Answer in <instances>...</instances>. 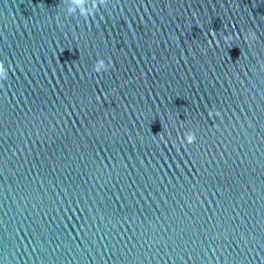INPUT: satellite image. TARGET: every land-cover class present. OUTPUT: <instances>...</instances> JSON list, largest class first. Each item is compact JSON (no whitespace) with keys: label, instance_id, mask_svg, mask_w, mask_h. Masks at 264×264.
Wrapping results in <instances>:
<instances>
[{"label":"water","instance_id":"obj_1","mask_svg":"<svg viewBox=\"0 0 264 264\" xmlns=\"http://www.w3.org/2000/svg\"><path fill=\"white\" fill-rule=\"evenodd\" d=\"M79 2L0 0V264H264V0Z\"/></svg>","mask_w":264,"mask_h":264},{"label":"clouds","instance_id":"obj_2","mask_svg":"<svg viewBox=\"0 0 264 264\" xmlns=\"http://www.w3.org/2000/svg\"><path fill=\"white\" fill-rule=\"evenodd\" d=\"M88 5H89V0H88ZM82 6L83 5L80 4L79 0H66L65 11L67 13H71L72 11H74V10H76ZM91 13H92V9L90 7H87L86 10L81 13V15H87V14H91ZM93 69H94V71L99 73L101 70L106 69V65L102 59H98L97 62L94 64ZM5 75H6V70L3 67V65L0 64V79H3L5 77ZM194 139H195L194 134H192L188 137L189 142H192Z\"/></svg>","mask_w":264,"mask_h":264}]
</instances>
